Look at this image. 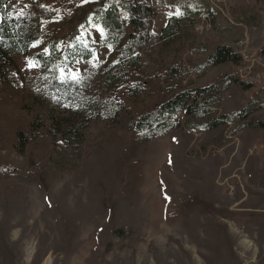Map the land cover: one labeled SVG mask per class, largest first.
Wrapping results in <instances>:
<instances>
[{
  "label": "rangeland",
  "instance_id": "obj_1",
  "mask_svg": "<svg viewBox=\"0 0 264 264\" xmlns=\"http://www.w3.org/2000/svg\"><path fill=\"white\" fill-rule=\"evenodd\" d=\"M33 1L56 13L42 20L26 53L11 56L26 90L36 96L30 115L43 114L45 126L55 124L72 138L65 119L73 99L63 90L70 84L50 86L51 74L35 55L52 58L61 82L103 94L108 88L99 83L105 66L119 59V47L109 44L93 10L118 0H8L7 12ZM138 1L152 7L149 29L156 36L170 16L179 19L181 30L173 44L150 42L140 49L136 83H118L110 96L137 117L154 113L181 90L195 97L197 87L218 82L221 103L216 109L208 103L203 114L184 108L162 117L165 131L138 149L141 181L129 199L121 196L124 182L115 175V161L136 132L117 119L100 123V133L88 125L71 139L68 156L76 169L54 181L48 171L37 172L35 182L21 184L22 191L16 180L1 186L0 264H264V129L240 119L241 94L259 91L264 101V0ZM119 9L122 30L116 38L130 30L126 11ZM220 44L232 46L246 64L206 62ZM178 62L177 84L161 81L166 68ZM240 78L254 90L242 92ZM254 114L264 119V106ZM5 140L0 129V163L33 169V153L17 152ZM52 145L48 140L45 152ZM192 191L210 202V209L182 214L180 195ZM232 214L248 219L235 223L228 219Z\"/></svg>",
  "mask_w": 264,
  "mask_h": 264
},
{
  "label": "trees",
  "instance_id": "obj_2",
  "mask_svg": "<svg viewBox=\"0 0 264 264\" xmlns=\"http://www.w3.org/2000/svg\"><path fill=\"white\" fill-rule=\"evenodd\" d=\"M7 1L0 0V129L6 133L4 145L20 153H33L35 166L33 169H26L12 161L1 162L0 187L12 180H16L19 187L22 183H33L36 181L37 172L44 170L48 171L49 179L54 181L61 172L76 169L78 163L68 156L69 151L73 149V146H68L71 139L85 133L88 125L94 129L97 128V133H100L99 125L102 123L110 124L117 119L126 130L136 132L131 143L120 152L115 161V175L124 182L121 196L129 199L141 181L138 149L145 141L165 131L166 124H163L162 117L166 114L175 116L184 108L188 114H191L193 110L203 114L208 110L206 106L208 103L216 109L222 101V98L218 97V82H215L197 87L194 90L195 97H192L190 92L181 90L163 100L157 110L149 115L135 117L130 109L123 110V104L116 102L110 96V89L126 80L136 83L133 79L137 78L135 70L140 64L138 51L150 42L162 43L160 47L173 44L181 28L179 19L170 16L162 27L160 35L156 36L149 29L152 14V7L149 4L138 0L109 2L107 7L101 6L97 10H93L98 22L109 34V44L119 47V59L116 62H109L105 66L104 80L99 83L100 88H108L103 94H98L97 91L86 94L80 86L71 81L61 82L58 78L57 65L52 61V58L41 54L35 55L45 70L51 74L50 86L61 88L64 84H70L63 90L71 94H67V97L73 99V108L68 111V120L63 119H65L66 127L71 130L72 136H74L70 138L68 135L67 137L65 131L58 132L55 124L45 126L43 114L30 115V106L36 96L32 90H26L22 83L23 75L11 56V53L15 52L26 53L31 42L39 35L42 20L52 18L56 11L33 1L21 11L12 10L10 14L7 12L9 10ZM119 5L124 8L128 15L130 30L116 38L117 32L122 30ZM90 11H86L84 21L88 19ZM254 15L255 13L253 17ZM256 20L254 19L253 22ZM209 60L213 64L225 61L241 66L246 64L241 54L228 44L215 46L212 52L208 54L206 62ZM180 67L178 62L166 68L161 76V81L170 82L175 86L180 80L177 78L181 73ZM238 82L242 92L254 90L252 82L244 78H240ZM252 93L251 96L241 94L243 104L240 119L249 118L246 125L250 124L252 127L264 129V119L260 114H254L255 111L264 106V101H260L259 91ZM215 99L217 102L212 104L211 101ZM57 119L59 116L53 119L56 124H58ZM215 124L216 121L214 124L212 122L210 126ZM95 125L97 126L94 127ZM48 140H51L53 145L45 152V145ZM9 189L15 192L13 188L9 187ZM22 190V187L18 188V191ZM179 205L180 212L184 215L195 207H201L206 211L211 207V203L205 201L198 191L181 194ZM228 219L240 223L246 221L248 216L232 214Z\"/></svg>",
  "mask_w": 264,
  "mask_h": 264
},
{
  "label": "built area",
  "instance_id": "obj_3",
  "mask_svg": "<svg viewBox=\"0 0 264 264\" xmlns=\"http://www.w3.org/2000/svg\"><path fill=\"white\" fill-rule=\"evenodd\" d=\"M215 1L219 2L220 0H215ZM195 29L197 30L198 28L196 27Z\"/></svg>",
  "mask_w": 264,
  "mask_h": 264
},
{
  "label": "snow or ice",
  "instance_id": "obj_4",
  "mask_svg": "<svg viewBox=\"0 0 264 264\" xmlns=\"http://www.w3.org/2000/svg\"><path fill=\"white\" fill-rule=\"evenodd\" d=\"M177 14H179V13H177Z\"/></svg>",
  "mask_w": 264,
  "mask_h": 264
}]
</instances>
